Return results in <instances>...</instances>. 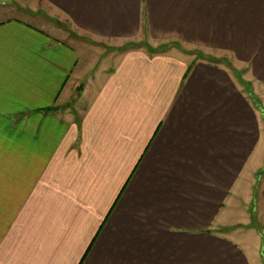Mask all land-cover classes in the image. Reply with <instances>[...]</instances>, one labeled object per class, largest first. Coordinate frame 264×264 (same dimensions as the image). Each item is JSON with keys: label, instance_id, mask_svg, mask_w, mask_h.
<instances>
[{"label": "crops", "instance_id": "obj_1", "mask_svg": "<svg viewBox=\"0 0 264 264\" xmlns=\"http://www.w3.org/2000/svg\"><path fill=\"white\" fill-rule=\"evenodd\" d=\"M21 1L0 0V264H264V0H33L76 45L7 17ZM249 197L261 251L234 237Z\"/></svg>", "mask_w": 264, "mask_h": 264}, {"label": "rangeland", "instance_id": "obj_2", "mask_svg": "<svg viewBox=\"0 0 264 264\" xmlns=\"http://www.w3.org/2000/svg\"><path fill=\"white\" fill-rule=\"evenodd\" d=\"M7 17H16L23 20L28 21L29 23L36 25L46 31L52 33L54 36L61 38L63 41L68 43H72L76 45L77 39L81 38L70 26L69 22L62 16L56 15L49 8L44 6V4L39 3L36 4L33 0H22L19 3H15L13 7V11H10ZM141 41H134L128 43V46H139ZM126 47V46H125ZM106 48H99L98 54L99 55H108V50ZM94 55H96V51H94ZM258 99L262 104H264V97L258 96ZM255 181L257 182L256 188L259 186L258 183L259 173H256ZM245 201V208L248 213L237 216L236 221L239 220V227L236 229L237 237L239 234H244L245 239H241L246 245L252 246L253 248L256 247L259 251L262 250V241L258 239L256 233L260 234L258 231L257 223L254 220L253 214L256 211L257 206L255 205V198L254 200L250 201V197L246 198ZM257 214V213H256ZM259 218V217H258ZM256 226V227H255ZM251 228H254L253 231ZM250 230V231H249ZM246 232V233H245ZM255 232V233H254ZM231 233H234L231 231ZM235 234V233H234ZM261 235V234H260ZM257 250V251H258ZM259 255V253H258Z\"/></svg>", "mask_w": 264, "mask_h": 264}]
</instances>
